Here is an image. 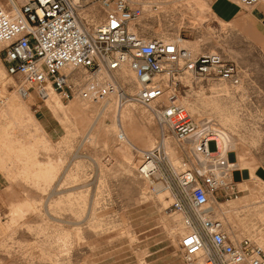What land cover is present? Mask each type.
I'll return each mask as SVG.
<instances>
[{"label":"rangeland","instance_id":"obj_1","mask_svg":"<svg viewBox=\"0 0 264 264\" xmlns=\"http://www.w3.org/2000/svg\"><path fill=\"white\" fill-rule=\"evenodd\" d=\"M199 1L169 0L159 30L151 35L171 42L180 38L194 55L214 52L238 66L241 81L237 88L218 80L186 77L178 101L197 120L212 116L217 123L212 107L221 105L223 113L234 118L232 126L230 122L225 127L236 144L229 151V162L234 164L236 155L244 154L247 162L264 166V57L254 48L259 37L248 22L226 24L214 19L207 1L202 0L207 6ZM1 49L0 45L4 72L0 73V264H180L178 245L185 233L181 217L169 211L172 197L159 177L150 179L153 185L138 177V154L130 150L134 162L129 163L117 150L121 132L113 129L115 108L120 109L116 99L106 100L110 110L105 113V101L94 104L78 96L60 101L50 92L54 106L36 107L57 129V136L48 137L30 109L34 95L20 97L17 81L6 75ZM122 85L133 94V75ZM17 100L26 105L45 135L46 142L39 148L33 147L32 137L37 133L29 115L20 113L17 119L21 120L12 123L4 112L6 104ZM124 107L136 112L133 131L144 130L156 146L160 130L149 111L135 103ZM167 142L168 156L177 161L175 144L171 139ZM20 147L23 152L18 151ZM209 148L213 151L214 145ZM33 162L52 163L53 177L48 182L36 180L30 175ZM242 178L241 172L233 174L235 182ZM159 183L162 187L155 188ZM251 183L254 194L237 186L235 194L220 199L219 210L230 236L237 241L250 239L264 250V183ZM240 200L245 204H237ZM254 202L258 203L252 206Z\"/></svg>","mask_w":264,"mask_h":264},{"label":"built area","instance_id":"obj_2","mask_svg":"<svg viewBox=\"0 0 264 264\" xmlns=\"http://www.w3.org/2000/svg\"><path fill=\"white\" fill-rule=\"evenodd\" d=\"M238 3L249 9L259 0ZM167 4V0H0L6 75L17 81L20 96L34 95L40 104L54 92L60 101L78 96L97 104L115 96L119 108L127 103L145 107L160 138L153 149L141 152L136 174L145 181L159 175L172 197L169 211L181 217L185 229L178 245L180 264H264V250L250 239L230 236L219 211L220 199L235 194L232 173L239 170L232 168L229 153H219L208 125L178 101L186 77L237 88L241 71L218 53L194 55L178 43L151 35L159 30ZM124 68L134 77L133 94L126 93L120 82ZM168 139L175 144L177 161L167 154Z\"/></svg>","mask_w":264,"mask_h":264},{"label":"bare ground","instance_id":"obj_3","mask_svg":"<svg viewBox=\"0 0 264 264\" xmlns=\"http://www.w3.org/2000/svg\"><path fill=\"white\" fill-rule=\"evenodd\" d=\"M169 1V0H167ZM199 1V0H198ZM200 2V1H199ZM189 3V2H188ZM204 3V2H203ZM187 3H185L186 5ZM175 4H173V7ZM188 5V4H187ZM200 7V6H199ZM198 8V7H197ZM201 8V7H200ZM204 8V7H203ZM203 10V9H201ZM174 43H182V48L186 49V50H190V48H187L184 44L185 42L180 39L177 38L176 41ZM181 46V45H180ZM2 73V70H0ZM4 73V72H3ZM2 73V74H3ZM128 78L132 79V73L124 68L122 74H120L119 79L120 82L122 84H125L126 81L128 80ZM134 80V77H133ZM2 84V83H1ZM223 92V90H220ZM54 93V92H53ZM224 93V92H223ZM20 95V94H19ZM54 95V94H53ZM22 97V96H20ZM57 97V96H56ZM115 97V96H114ZM23 98V97H22ZM217 98V97H216ZM18 99V98H17ZM217 100V99H215ZM18 102L15 104L14 101L12 103H14L13 105L10 104V106L8 104H6V111L5 114H9L10 117H12L10 120L12 123H15L16 120H21V119H17V117L21 118L22 116H20L23 113H26V115L28 114L27 112V107L26 105H24L22 102H19L20 100H17ZM186 101V100H185ZM16 102V101H15ZM205 101L203 100V103ZM208 102V101H207ZM217 102V101H216ZM22 103V104H21ZM45 103L47 106L49 107H53L54 106V97L51 96V93L49 92L47 99L45 100ZM186 103V102H185ZM206 103V102H205ZM214 103V102H213ZM190 104V103H189ZM104 105V111L105 113L108 112V110H110V105L108 103L103 104ZM188 105V104H187ZM187 105H185V107H188ZM206 105V104H205ZM210 105V104H208ZM75 106V105H74ZM191 106V105H189ZM196 107V105H194ZM61 107V106H59ZM68 107V106H67ZM192 107V106H191ZM189 107V108H191ZM221 107V105H220ZM220 107L218 106L217 103L213 104L214 111L217 114V117L219 118V123H217L218 121H215L213 119H211L210 117H207L206 119L203 120H197L198 122L204 123L208 125V129L209 132L211 134V139L213 141H216L217 147H218V151L220 154L224 155L229 153L230 150L234 149L236 147L235 144V140L233 139V137L227 133V131L225 130V127L231 122V126H232V122L234 121V118H231L229 115H225L223 113V110L220 109ZM193 108V107H192ZM211 108V109H212ZM73 109V108H72ZM197 109V107H196ZM210 109V110H211ZM207 110V109H206ZM73 111H75L73 109ZM213 111V112H214ZM191 112H193L191 110ZM21 113V114H20ZM104 113V112H103ZM194 113V112H193ZM227 113V112H226ZM198 114V113H197ZM25 115V114H24ZM29 115V114H28ZM196 115V114H194ZM213 115V114H212ZM113 116V114H112ZM198 116V115H197ZM7 117V116H6ZM16 117V118H15ZM216 117V118H217ZM114 125H113V129H115L118 133L121 132L122 133V137L121 139L119 138V134H118V140L121 142V145L119 146V148L117 149L119 151V153L123 156V158H125L129 163L131 162V154L129 153L130 150H134L136 154H138L137 156V163L136 166L138 165L139 161H140V156H141V152L146 151V150H150L153 149L155 147L154 143H153V139L151 138V136H149L144 130H139L134 132L132 127L134 125V120L136 119V112L132 109V108H127V107H122L120 109H118L117 107L115 108V114H114ZM215 118V116H214ZM9 119V118H8ZM28 121L33 123L35 125V130H36V137H32V139L34 138V142H33V147H41L45 142H46V138L44 133L42 132V130L38 127V125L36 124L35 120L33 119L32 116H28ZM10 122V123H11ZM92 126V125H91ZM95 125L94 128L95 129ZM9 128V127H8ZM97 128V127H96ZM144 128V127H143ZM91 130V129H90ZM92 131V130H91ZM114 131V130H113ZM4 132V131H3ZM2 132V133H3ZM120 133V134H121ZM125 136H124V134ZM4 134V133H3ZM5 135L7 136V133H5ZM5 139V138H3ZM8 139V138H7ZM6 140V139H5ZM4 140V141H5ZM197 139H195L196 141ZM7 142V141H6ZM2 146H3V142H2ZM164 146L165 149H168V142L167 140L164 142ZM19 152H23L24 148H21L18 150ZM169 153V152H168ZM134 157V156H133ZM246 157L244 154H237L235 157V161L234 164H232L231 162V166L232 168L235 169H239V170H245L246 172H248L247 174V178L246 180H244L241 184H238L237 186L239 187L240 191L242 192H249L251 195L254 194V187L251 183L252 180L254 181H258L260 183H264V181H260L257 178H255L254 176V169L257 167L255 165L252 164V162H247L245 160ZM27 158V157H26ZM248 158V157H247ZM30 161V160H29ZM28 161V162H29ZM134 162V161H133ZM131 162V163H133ZM32 168L29 172L30 175H32V177H34L36 180L41 179L42 181H46L48 182L52 177L53 174L55 172V167L53 166L52 163H48L46 164V166H41V164L33 162L32 164ZM28 172V173H29ZM55 176V175H54ZM159 175H157L155 178H157ZM45 182V183H46ZM146 182L148 183H152L150 180H147ZM145 182V183H146ZM144 183V184H145ZM153 185V183H152ZM155 188L159 189L161 188V184L159 183L158 185H154ZM161 191V190H160ZM168 195V193H167ZM170 197V196H169ZM255 201V200H254ZM257 201V200H256ZM259 201V200H258ZM162 203V202H161ZM244 203V200H240L237 204H239L241 206V204ZM258 202H254L253 205H257ZM243 205V204H242ZM222 208L220 207V210ZM219 210V211H220ZM223 214V213H222ZM230 219V217H229ZM229 221V220H228ZM182 228H179V230ZM184 229V227H183ZM178 231V230H177ZM181 231V230H180ZM185 231V229H184ZM182 234V233H181ZM59 240V239H58Z\"/></svg>","mask_w":264,"mask_h":264},{"label":"crops","instance_id":"obj_4","mask_svg":"<svg viewBox=\"0 0 264 264\" xmlns=\"http://www.w3.org/2000/svg\"><path fill=\"white\" fill-rule=\"evenodd\" d=\"M202 1V0H201ZM208 3L205 2L204 4L207 6L209 13L214 17V19L230 24V23H241V22H248L252 27L255 35L259 37V43L254 44V48L258 51L260 55L264 57V3L261 2L260 5L252 8V9H245L243 8L237 0H206ZM204 2V1H202ZM3 66L4 62H3ZM30 109L33 110L35 114V120L40 124L44 132L48 137H55L57 136V129L53 128L50 125V119L46 117V114L36 109L40 105L38 100L35 96H32L30 101ZM46 104V103H45ZM45 104L43 106H45ZM47 106V105H46ZM239 170V169H238ZM236 172H241L243 178L238 181H234L237 185L241 184L244 181V178L247 177L248 172L245 170H239ZM232 173V178L233 174ZM254 176L260 181H264V166H257L254 169Z\"/></svg>","mask_w":264,"mask_h":264}]
</instances>
